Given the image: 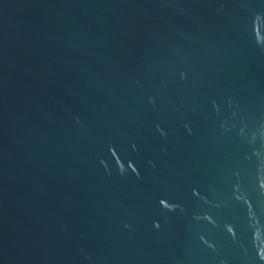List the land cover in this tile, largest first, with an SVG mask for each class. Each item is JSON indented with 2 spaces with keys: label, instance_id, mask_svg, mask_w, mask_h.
I'll list each match as a JSON object with an SVG mask.
<instances>
[{
  "label": "water",
  "instance_id": "1",
  "mask_svg": "<svg viewBox=\"0 0 264 264\" xmlns=\"http://www.w3.org/2000/svg\"><path fill=\"white\" fill-rule=\"evenodd\" d=\"M0 264H264V0H0Z\"/></svg>",
  "mask_w": 264,
  "mask_h": 264
}]
</instances>
